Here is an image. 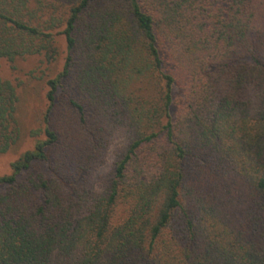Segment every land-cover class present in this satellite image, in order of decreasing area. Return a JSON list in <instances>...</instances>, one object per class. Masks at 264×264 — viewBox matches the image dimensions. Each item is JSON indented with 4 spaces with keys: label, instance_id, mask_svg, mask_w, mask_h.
Listing matches in <instances>:
<instances>
[{
    "label": "trees",
    "instance_id": "1",
    "mask_svg": "<svg viewBox=\"0 0 264 264\" xmlns=\"http://www.w3.org/2000/svg\"><path fill=\"white\" fill-rule=\"evenodd\" d=\"M61 27L45 139L0 176V264H264V0H0V60L54 59ZM17 102L0 78V154Z\"/></svg>",
    "mask_w": 264,
    "mask_h": 264
},
{
    "label": "rangeland",
    "instance_id": "2",
    "mask_svg": "<svg viewBox=\"0 0 264 264\" xmlns=\"http://www.w3.org/2000/svg\"><path fill=\"white\" fill-rule=\"evenodd\" d=\"M62 29L63 27L52 30L53 47L56 50L54 59L48 60L44 55H32L18 58L13 63L5 59L0 60V78L10 82L16 90L18 97L16 116L23 131L21 142L8 152L0 154V176L10 174L11 163L25 151H31L36 141L45 139L44 117L49 106L47 81L55 78L62 71L67 55L65 39L58 33ZM68 83V80L63 82V87L56 93V105L59 111L57 116L62 122L67 121L68 116L73 118L75 114L66 102ZM112 128L103 159L94 166L92 172V182L97 190H101L103 181L112 173L115 164L130 143L125 124H115ZM36 176L50 177L46 163L33 164L31 170L19 178V182Z\"/></svg>",
    "mask_w": 264,
    "mask_h": 264
}]
</instances>
